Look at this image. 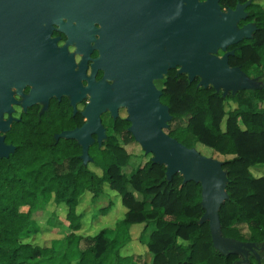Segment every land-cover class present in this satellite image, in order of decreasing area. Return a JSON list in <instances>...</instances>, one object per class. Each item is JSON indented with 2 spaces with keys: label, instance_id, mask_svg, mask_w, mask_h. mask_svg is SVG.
Listing matches in <instances>:
<instances>
[{
  "label": "trees",
  "instance_id": "16d2710c",
  "mask_svg": "<svg viewBox=\"0 0 264 264\" xmlns=\"http://www.w3.org/2000/svg\"><path fill=\"white\" fill-rule=\"evenodd\" d=\"M247 1L248 21L257 28L251 38L230 46L235 53L229 63L264 81V0L224 4ZM198 82L186 74L166 81L161 101L172 119L165 131L188 147L202 143L231 156L223 161L229 197L219 213L225 237L255 244L246 262L245 256L214 246L209 221L201 222L200 183L185 182L180 173L168 178L166 165L152 156L130 175L124 171L131 158L127 147L138 143L126 118L110 125L102 144L91 145L86 165L75 139L54 138L60 129L45 113L33 127L16 123L8 135L16 150L0 157V264H133L134 257L121 248L134 224H144L140 242L152 254V264H264V176L251 171L264 165V82L227 95ZM90 193V205L83 207ZM103 194L111 198L94 223L89 208ZM40 198L66 206L63 239L30 241L43 234L34 217ZM52 215L61 219L55 211Z\"/></svg>",
  "mask_w": 264,
  "mask_h": 264
},
{
  "label": "water",
  "instance_id": "95a60500",
  "mask_svg": "<svg viewBox=\"0 0 264 264\" xmlns=\"http://www.w3.org/2000/svg\"><path fill=\"white\" fill-rule=\"evenodd\" d=\"M114 1L33 0V28L40 27L43 22L51 25L53 20L63 25L65 23L60 20L61 16L79 17V9L83 4L87 11L98 6L104 15H108L114 8ZM220 1L181 0L176 14V38L174 40L172 22L169 29L170 54L166 59L171 61V66L175 65L173 42H176V62L181 66L180 72L187 74L190 82L199 78L198 86H213L217 91L223 90L225 95L260 87L259 78L250 77L239 66L232 67L229 63L230 56L235 52L228 48L245 38H251L257 28L254 23L239 26V22L247 18L246 8L250 1L239 2L235 8L227 11L222 10ZM220 51L224 52L222 56L219 55ZM97 63L105 71L101 81H91L86 88L79 83L74 89V92L79 89L90 91L91 100L84 111L88 116L87 122L80 128L57 134L56 139L62 137L77 140L82 147L81 158L87 165L92 160L89 153L94 142L92 135L97 134L100 144L107 136L101 113L109 109L117 117L118 108L126 107L127 120L131 123L129 131L143 150L152 154L153 162L166 165L167 177L171 179L173 175L180 173L185 182L195 181L201 184L204 208L201 222L209 221L214 246L224 254L243 255V262H246L249 250L256 251L255 244L234 240L222 233L219 212L229 197L226 189L228 176L223 168V161L204 155L195 147L186 146L165 131L172 116L169 106L161 101L163 92L155 86L154 78L163 76L162 71L167 63L162 62L158 66L159 63H153L151 59L149 70L138 74L129 70L128 63L112 61L108 55H103ZM115 75L119 76L118 79L109 84L106 78L113 79ZM12 81L8 80L9 83ZM17 81L23 82L22 79ZM38 85L39 89H33L27 99L30 104L36 103L41 95L45 99L54 95L61 98L63 94L70 95L72 92L66 82H54L45 94L41 90L42 84L39 82ZM5 91L0 93V157H9L16 150V146L7 144L5 136L2 135L11 126V119H3V110L11 111L10 102L15 101L11 91ZM76 96L79 94L76 93L73 97V104Z\"/></svg>",
  "mask_w": 264,
  "mask_h": 264
},
{
  "label": "flooded vegetation",
  "instance_id": "af4514ba",
  "mask_svg": "<svg viewBox=\"0 0 264 264\" xmlns=\"http://www.w3.org/2000/svg\"><path fill=\"white\" fill-rule=\"evenodd\" d=\"M180 2L115 0L114 8L108 15H104L98 6L87 11L83 4L79 17L61 16L63 25L53 20L51 25L43 22L40 27L33 28V0H0V93L8 89L15 99L10 102L11 111L3 110V119H11L10 129L2 132L5 142L15 145L8 135L16 123L33 127L45 113L53 122L51 126L60 129L54 133L55 139L57 134L80 128L87 122L88 116L84 111L91 100L90 91L79 89L74 92V89L79 83L86 88L91 81H101L105 71L97 60L103 55L110 56L115 62L128 63L129 70L135 74L148 71L151 59L153 63H159L158 66L162 62L167 63L163 76L154 78L155 86L164 92L169 78L176 79L182 75L181 66L176 62V42H173L175 65L171 66V61L167 60L171 40L169 29L173 22L175 40ZM224 2L220 1L223 11L236 7ZM246 12L247 18L239 22L240 27L253 23L248 21L247 8ZM228 50H231L230 47ZM223 54V51L219 52L220 56ZM118 77L115 75L113 79H106L113 84ZM9 79L13 81L9 83ZM39 82L43 94L54 82H66L72 92L70 95L63 94L61 98L54 95L45 99L41 95L36 103L30 104L27 99L33 89H39ZM76 93L79 96L75 97L73 104ZM127 116V108L123 106L118 108L117 117L109 109L101 113L106 134L114 121L127 119ZM92 136L93 144H100L97 134Z\"/></svg>",
  "mask_w": 264,
  "mask_h": 264
},
{
  "label": "rangeland",
  "instance_id": "374dc122",
  "mask_svg": "<svg viewBox=\"0 0 264 264\" xmlns=\"http://www.w3.org/2000/svg\"><path fill=\"white\" fill-rule=\"evenodd\" d=\"M262 82L264 81H261V83ZM195 148H197V150H199L202 154L215 157L221 161L231 158V156H224L215 152L213 149L203 145L202 143H197ZM127 149L131 154V158L129 165L124 168V171L130 175L141 162L150 158L152 155L147 154L139 143H132L128 145ZM90 167L95 169L91 163ZM251 171L257 177L264 176V165L253 166L251 167ZM91 197V193L86 195V206L90 205ZM109 198H111V195L109 197V195L103 194L98 199L97 205L94 208H89L92 210L90 212L92 222L96 223L98 221L100 209L108 204ZM34 210L36 211L34 217L42 228L43 234L34 236L30 239L31 242L36 244H44V241L51 243L56 239H63L68 233L67 227L63 221L67 213V208L64 204L55 206L52 202L46 203L42 198H40ZM54 211L61 219L53 218L52 213ZM139 227L140 228L137 227L139 229L137 231L135 226H131L129 229L130 240L122 246L121 253L123 255H132L134 257L133 264H152V254L148 251L147 246L140 242V235L144 227L143 225H140ZM98 229L99 227L97 225L96 231Z\"/></svg>",
  "mask_w": 264,
  "mask_h": 264
},
{
  "label": "crops",
  "instance_id": "0c3cea01",
  "mask_svg": "<svg viewBox=\"0 0 264 264\" xmlns=\"http://www.w3.org/2000/svg\"><path fill=\"white\" fill-rule=\"evenodd\" d=\"M87 195V194H86ZM86 195L83 197V199H82V202H81V204L83 205V207H85L87 204H86V201H85V198H86ZM118 210V212H121V214H123V212H124V210L123 209H120V208H118L117 209ZM116 218V217H115ZM115 218H114V220H115ZM140 225H143V227H144V224H134V225H132V226H135V228H136V230L138 231L139 229L138 228H140L139 226ZM138 227V228H137ZM152 258V257H151Z\"/></svg>",
  "mask_w": 264,
  "mask_h": 264
}]
</instances>
